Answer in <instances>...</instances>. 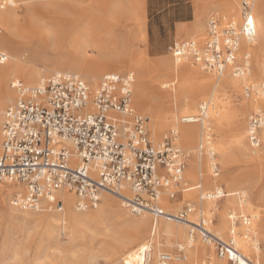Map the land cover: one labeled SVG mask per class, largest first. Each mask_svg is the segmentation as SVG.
I'll return each mask as SVG.
<instances>
[{
    "label": "rangeland",
    "instance_id": "1",
    "mask_svg": "<svg viewBox=\"0 0 264 264\" xmlns=\"http://www.w3.org/2000/svg\"><path fill=\"white\" fill-rule=\"evenodd\" d=\"M230 3L238 8L237 0H14L6 8L0 7V10L12 11L14 27L11 32L5 22H0V46L10 55L8 61L0 64V67L13 66L19 62L35 75L27 84H37L57 72H77L87 80L91 89L95 90L92 79L79 71L67 68L76 63L74 52L82 42H86L91 57L108 61L110 66H128L112 72L132 73L136 88L140 78L161 87L162 82L175 77L174 74L172 76V71L171 77L166 71L160 72L164 68L167 69V65L173 66L174 58L169 51L172 42L188 37H203L207 21L212 14L219 16L223 23L230 20L234 17L227 14ZM118 8L121 9L120 12L117 11ZM177 18L190 21L175 26L173 21ZM235 20L240 19L238 17ZM199 27L203 32H200ZM8 35L13 38L12 42L7 39ZM118 53H127L122 56L125 60L120 58ZM18 58L22 60L18 61ZM137 63L141 64L142 69L131 68ZM193 67L213 81H223L225 78L207 73L198 66ZM251 71L235 92L230 87H225L223 97L229 103L230 110L220 129L216 127L212 117L208 119L213 134V146L216 148V160L220 166L218 177H213L206 155H203V166L198 162L197 146L202 136V124H195L199 132L193 143L183 145L178 136L176 139L191 155L184 173L188 185L192 187L201 182L203 192L222 185L228 196L204 199L200 196L199 189L180 191L172 199L177 201L173 211L181 212L187 203L193 208H199L203 202L207 203L213 208L210 213L213 224H209L213 231L220 210H225V217L231 221L229 211L250 216L248 208L251 205L252 211L263 213L261 223L264 222V150L255 154L250 149L247 142V123L249 115L256 109L249 105L245 108L242 106L246 101L244 86L259 81L264 75V72L257 71L253 57ZM105 73L107 71L99 75L97 84ZM19 75L20 71L13 72L7 82V88L14 93L10 101L0 104V132L4 110L16 97L11 82L18 80ZM136 88L134 86V96ZM192 94L184 82L176 92L181 98H191ZM153 102L154 105L146 112L134 106L147 118L152 141L159 143L165 136H174L173 134L177 133L173 127L164 128L162 136L153 140V123L148 112L164 107L168 101L153 99ZM201 102L199 99L195 112L187 115L197 114ZM183 115L185 113H179V121ZM238 127L244 133L241 148L235 145ZM218 143L227 148L226 159L219 154ZM191 161H194L196 174L187 176L186 171L191 167ZM5 184V180H0L1 187H5ZM8 193L9 190L6 189L0 193V264H153V260L155 264H162L159 255L161 252L176 256L183 255L188 250L187 247L184 248L185 251L180 250L178 244H187L190 226H185L183 240L176 239L168 243L157 224L160 217L154 218L147 212H132L114 196L112 197L117 202L114 207L105 206V195L96 208L79 211L74 204L73 210L80 214L82 220L72 225L68 222L69 211L65 209V204L62 210L22 209L13 203L19 193ZM244 199L247 201H243ZM208 201L211 202L208 204ZM187 217L197 222L201 220L194 210ZM251 220L248 225L244 223V219L239 218L237 233L244 235L248 225L252 234L257 221ZM195 236L202 240L197 230ZM258 236L259 254L264 257V235L259 231ZM202 242L206 244L205 241ZM148 244L152 245L153 252H156L152 255L151 262H144L140 256L143 247ZM210 245L213 256L203 255L202 263L213 258V262L232 264L227 258L225 261L221 260L214 240ZM171 261L168 264H173Z\"/></svg>",
    "mask_w": 264,
    "mask_h": 264
},
{
    "label": "built area",
    "instance_id": "2",
    "mask_svg": "<svg viewBox=\"0 0 264 264\" xmlns=\"http://www.w3.org/2000/svg\"><path fill=\"white\" fill-rule=\"evenodd\" d=\"M14 0H0L6 8ZM256 0H237L239 21L232 17L223 23L212 14L203 37L174 40L169 51L178 62H191L201 70L222 77L226 73L243 77L250 73L251 53L242 50L241 39L253 40L257 34L254 22ZM9 54L0 46V64ZM135 78L132 73H105L95 90L77 72H58L37 84L15 80L16 97L3 113L0 139V180L21 183L23 193L13 203L22 209L64 208L63 192L76 196L79 211L96 208L103 192L125 199L127 207L139 214L149 211L154 218L168 215L162 196L171 199L191 186L185 181L190 152L180 146L175 136H165L159 143L150 138L147 118L133 105ZM244 96L264 95V75L244 86ZM203 104L197 114L183 117V122L202 124L197 146L198 156L211 158L213 177L220 166L213 149V134ZM247 142L253 153L264 150V111L255 110L248 117ZM200 190L202 198L228 196L222 185ZM131 193V197L125 195ZM187 203L178 218L186 219L192 211ZM239 218L250 225L251 216L230 214L233 224ZM196 230L205 242H216L218 254L232 264H257L236 248L234 242L216 238L204 226ZM173 259L162 253V264Z\"/></svg>",
    "mask_w": 264,
    "mask_h": 264
},
{
    "label": "bare ground",
    "instance_id": "3",
    "mask_svg": "<svg viewBox=\"0 0 264 264\" xmlns=\"http://www.w3.org/2000/svg\"><path fill=\"white\" fill-rule=\"evenodd\" d=\"M254 9H255L254 22L257 28L256 37L253 40H247L246 38H242L241 47L242 50L251 53V57H253L257 71L264 72V1L256 0L254 3ZM117 11L120 12L121 9L118 8ZM11 12H12L11 10H6V9L0 10V22H5V25H7L8 29L11 32H13L14 27H13V18ZM227 14H230L235 18H238L239 10L238 8H235L233 4L230 3L227 9ZM199 30L201 32L202 28L199 27ZM7 39L9 40V42L13 41V38L10 35L7 36ZM88 50L89 49L86 46V42L84 43L82 42V44L77 49V51L74 52L77 60L76 63H74L73 66L71 67L69 66L67 68L79 71L88 78L92 79L94 89L98 87L99 84H97V78L99 77V75H101L103 71H107V73H109L112 71H119L128 67L121 65L110 66V63H108V61L102 60L98 57H91L89 55ZM118 54L120 58L125 60V58H123L122 56L127 53H118ZM21 60L22 58H18V61ZM167 67H168L167 69L164 68L165 70L162 69L160 70V72L166 71L167 75L171 77V71H172V76L173 74L175 75L174 79L162 82L160 87V86H154L151 83V81H147L145 79L140 78L139 84L137 83V88H136V84L134 83V86L137 89L135 92V96H134V88H133V105L137 106L141 111L146 112L147 109H150L154 105L153 99L161 100L163 102L168 101V103L164 107H160L158 110L153 109L152 112H148L149 117L151 118L153 123V135H152L153 140H156L162 136L164 128L173 127L175 129V133H177V135L176 134L173 135L176 137V139L178 136L179 140L182 142L183 145L193 143L197 138V134L199 132L197 130V126L195 125L197 122H192V123L183 122V117L187 116V113L195 112V105L197 104V101L199 99L202 101L200 103V106L206 104L208 107V114H207L208 119L209 117H212L216 127L220 129L223 121L229 116V110H230L229 103L223 97L225 92L224 91L225 87L228 86L232 89V91L235 92L239 88L242 80L246 77L244 76L240 78V77L232 76L229 73H226L224 75L225 78L223 79V81H213V79H211L209 76L202 74L198 68L193 67V65L190 62L187 61L178 62L175 59L173 66L171 67L170 65H167ZM131 68L142 69L141 64L138 63L137 65L131 66ZM15 71H20V75L18 76L19 80H22L25 83H30L33 80V77L35 76L19 62L13 66L0 67V104L10 101L13 98L14 92L11 91L9 88H7V82L11 77L12 73ZM250 73H252L251 70ZM183 82L187 84L188 91L193 92L191 98H185V97L181 98L180 96L176 95L178 88H180ZM12 83L13 81L11 82V85ZM165 88H169V89L166 90ZM150 97L152 98V100ZM245 98L246 101L242 105L244 108L247 107V105H249L250 107H254L256 110L259 109L264 111V95L261 96L260 98H250L246 96ZM180 112L185 113V115H183L179 121ZM2 123H3V115L1 119V132H0L1 137H2ZM200 134L202 135L201 132ZM243 139H244V133L241 132L240 127H238V131L235 139V145L238 148H241ZM217 148L219 154H221L223 158L226 159L225 156L227 154V148L220 143H218ZM213 149L216 152L215 146H213ZM197 157L200 166H203L202 164L203 156L201 157L197 156ZM206 157L208 159L207 164L211 168V164H212L211 158L208 155H206ZM191 162H192L191 167L186 171L187 176H189L190 174H196L194 170V161ZM185 181H186V177H185ZM5 182H6L5 187L0 186V193L5 189L9 190L8 194L10 195L13 193H23L25 191V187L21 183L10 182V181H5ZM195 186L196 185L192 186L191 189H195ZM103 195L107 197L105 206L107 207L117 206L116 200L112 197L114 196L116 199L121 200V204L123 206L127 207V204L125 203V199L106 191L102 193L101 199ZM125 195L131 197V193L129 191H125ZM62 198L64 200L65 209L67 208V210L69 211L68 222H70L72 225L79 223L82 220L81 219L82 217H80L79 213L73 210L76 196L73 193L65 191L62 193ZM210 198L218 199L217 197H207V198L204 197V199H210ZM243 201L246 202L247 200L244 199ZM209 202L211 201H208V204ZM212 203H214V201H212ZM162 205L165 208L168 215L160 216V219L157 220V224L159 229H161V231L163 232V238L168 243H172L176 239L183 240L185 236V229H186L185 226L187 225L190 226V231H191V229L194 228L200 229L199 224L204 223L205 224L204 226L213 234L214 237L220 238L225 242L232 240L236 248L240 250L245 256L254 260V262L257 264H264V257H262L259 254L260 238L258 236L259 231L264 235V222L261 223L263 213L261 211L260 212L252 211L251 205H249L248 208L250 209L251 212L250 216L251 219H255V222L257 221V223L254 224L255 226L253 228L252 234H250L251 227L247 225L244 230V235L243 234L240 235L239 233H237L236 231L237 224L235 225L233 224V222L227 220V218L225 217L226 216L225 210L219 211L218 222L217 225H215V231H213L209 227V224H213L212 216L210 214L213 208H211V205H207V203L205 204L203 202L199 208H192V211L194 210L195 214L199 215L201 219L200 222L199 221L197 222L193 219H189L188 217L184 220L179 219L178 216L180 212L177 213L173 211L175 206H177V201H173L167 194H163L162 196ZM144 212L149 213V211L145 210L140 212L139 214H143ZM233 213L234 211L228 212L229 218H230V214ZM244 223H246L245 220ZM190 231L188 235L187 244L185 245V243L183 242L178 244L180 246V250H184V248L186 249L187 247L188 253L186 252L183 255L173 256V261H171L173 264H225V263L213 262L212 261L213 258L211 260L206 261L207 263L205 261L204 263H202L201 257L203 255L205 256L209 255V257L213 256L212 254L213 251L210 242H206V244H203L202 242L203 240L197 238L195 235L192 236L190 234ZM140 237L141 236H139V238ZM160 239H159V244L161 245L162 242ZM155 252H153L152 245L150 244L145 245L143 247L140 258L144 262H151L152 255H155ZM161 254L162 252L159 255ZM221 260L225 261L227 259L222 258ZM153 261H154L153 264H155V260Z\"/></svg>",
    "mask_w": 264,
    "mask_h": 264
},
{
    "label": "crops",
    "instance_id": "4",
    "mask_svg": "<svg viewBox=\"0 0 264 264\" xmlns=\"http://www.w3.org/2000/svg\"><path fill=\"white\" fill-rule=\"evenodd\" d=\"M194 11H195V9H194ZM194 11H193V12H194ZM188 21H190V19L177 18V19H175V20L173 21V24L176 26L177 24L184 23V22H188Z\"/></svg>",
    "mask_w": 264,
    "mask_h": 264
}]
</instances>
